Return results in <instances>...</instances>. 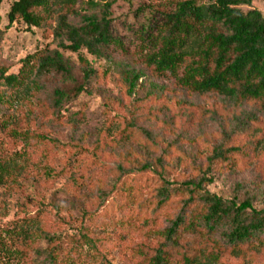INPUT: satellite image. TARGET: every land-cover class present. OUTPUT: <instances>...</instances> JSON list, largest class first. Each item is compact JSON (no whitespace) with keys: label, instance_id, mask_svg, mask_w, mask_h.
Masks as SVG:
<instances>
[{"label":"rangeland","instance_id":"rangeland-1","mask_svg":"<svg viewBox=\"0 0 264 264\" xmlns=\"http://www.w3.org/2000/svg\"><path fill=\"white\" fill-rule=\"evenodd\" d=\"M12 1L0 4V76L15 75L16 82L8 88L0 77V121L27 137L8 140L0 150L3 157L13 153L14 161L23 165L15 188L0 186V227L10 228L11 220L38 211L42 229L59 237L58 264H146L151 239L120 229L118 217L122 220L128 211L115 210L113 199L98 204L97 198L112 193L114 179L131 166L160 161L170 182L193 179L191 166L204 170L213 148L226 141L243 147L245 154L230 169L206 172L212 181L206 189L223 199H249L253 207L264 209V113L232 107L215 93L188 92L174 77L147 67L136 31L143 21L139 9H146L148 1L116 0L111 6L123 50L110 48L97 57L84 49H59L71 66L69 79L53 71L37 72L34 59L28 61L29 72L22 74L25 57L55 46L42 30L27 29L20 21L8 26ZM250 8L264 15V0H251ZM127 25L136 28L135 33ZM84 65L93 73L74 97L72 88L82 83ZM132 72L139 77L131 90ZM55 90L67 95L59 107L54 106ZM52 140L78 144L89 152L67 154V148ZM113 211V216L106 214ZM156 221H161L159 229L166 225L163 219ZM81 232L91 242L81 239ZM36 244L41 251L45 247L43 238ZM255 264H264V258Z\"/></svg>","mask_w":264,"mask_h":264},{"label":"trees","instance_id":"trees-1","mask_svg":"<svg viewBox=\"0 0 264 264\" xmlns=\"http://www.w3.org/2000/svg\"><path fill=\"white\" fill-rule=\"evenodd\" d=\"M115 1L13 0L6 13L8 26L20 21L27 29L42 30L55 46L25 57L22 74L29 72L28 61L34 59L37 72L53 71L71 78V66L59 49L71 53L84 49L97 57L110 48L123 50V38L110 17ZM146 1L147 8L139 9L143 21L136 35L145 47L142 56L147 67L174 77L188 92L215 93L232 107L246 106L264 113V15L250 8L251 0ZM135 29L127 27L133 33ZM3 34L0 29V39ZM92 73L83 66L82 83L72 88L74 97L84 91ZM130 75L132 90L139 75ZM0 77L4 86L13 88L15 75ZM53 96L56 107L67 99L64 91L55 90ZM260 123L264 125V120ZM24 137L26 133L0 121V150L8 140ZM52 141L67 148V154L89 152L78 144ZM244 154L243 147L223 142L213 148L204 170L191 166L196 177L177 183L167 180L160 161L131 166L114 179L113 194L103 193L97 202L113 199L115 210L128 211L122 220L118 217L116 225L127 234L140 232L151 239L152 255L146 264H227L225 259L255 264L264 258V209H256L249 199H223L206 189L212 182L206 172L230 169ZM19 155L15 154L21 158ZM22 167L14 161L13 153L8 157L0 153V186L15 188ZM83 213L88 214L86 210ZM39 215L37 211L11 220L10 228L0 227V264H58L59 237L42 229ZM157 219L166 223L162 229ZM40 238L45 243L42 251L36 244ZM80 238L91 242L84 232ZM136 253L140 254L139 250Z\"/></svg>","mask_w":264,"mask_h":264}]
</instances>
